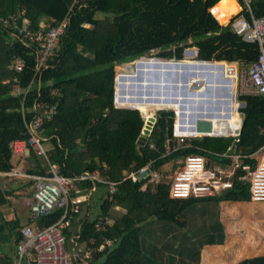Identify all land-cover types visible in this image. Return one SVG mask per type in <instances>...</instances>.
Masks as SVG:
<instances>
[{
	"label": "trees",
	"instance_id": "1",
	"mask_svg": "<svg viewBox=\"0 0 264 264\" xmlns=\"http://www.w3.org/2000/svg\"><path fill=\"white\" fill-rule=\"evenodd\" d=\"M73 2L0 0V18L18 14L25 8L31 28L37 29L43 19L53 18L51 24L63 20ZM231 4V0H84L82 5L74 7L67 31L51 55L48 68L39 75L36 74L35 47L17 40L14 29L5 26L0 19V177H3L0 179V264H11L15 260L22 228L31 222L25 203L29 216L24 225L17 215L6 218L3 208H12L11 198L27 184L32 191L26 196L35 189L34 179L10 174L19 164V161L13 162L11 143L28 137L27 122L37 116L35 105L41 112L44 105L58 103V112L46 121L42 135L50 143L47 150L51 163L59 165L62 174L71 176L98 170L101 177L117 183V191L110 199L105 184L97 182L103 194L89 206L84 202L81 213L74 215L71 225L64 229L68 244L79 228L81 243L89 242L91 238H96L97 244L111 240L110 245L96 253L92 264H200L205 244L224 242L225 232L220 221L205 230L208 239H195L194 221L185 211L202 200L251 201L249 182L235 180L234 189L228 196L175 199L170 197L168 178L148 183L144 188L145 179L133 180L126 175L138 171L151 160H154L155 169L167 173L164 165L170 161L179 159L178 165H181L180 160L189 154L223 153L232 143V136L210 135L187 136L181 143L174 135V109H159L151 135L146 139L142 137L154 104L176 107L182 116L181 103L185 100L183 116L186 120L191 119L190 105H201V97L197 94L191 101L192 96L184 91L185 77H188L190 87L195 80H204L203 92L211 80L213 99H228L224 95L227 84H218L222 70L218 64L221 63L184 61L185 49L197 48V59L200 60H243L248 63L257 60L259 44L247 41L230 25L221 24L210 11L215 5L213 11H225L229 21ZM252 6L256 16L264 15V0H253ZM19 24H22L21 20ZM16 57L24 62L22 71L10 68ZM140 58L142 60L135 61ZM175 58L182 62L174 63L172 59ZM130 62L134 63L127 71L137 83L131 82L120 71L117 104L137 105L139 109L115 104L116 66ZM223 72L222 80L230 83ZM142 76L153 77L151 92L154 95L127 92ZM15 78L21 88L19 92H13L11 83H3L6 79L13 83ZM175 78L179 79L178 84ZM145 84L149 85L143 81V86ZM231 86L234 95L235 79ZM177 87L180 94L174 101L172 95L165 92L172 93ZM144 89L147 90L146 86ZM56 90H59L58 94L54 93ZM205 96L206 93L203 99ZM239 98L246 104L241 108L244 119L238 146L242 153L251 154L264 145V95L240 94ZM205 101V109L211 108ZM217 103L212 104L215 111ZM217 124L224 126L220 122ZM191 125L183 132L196 133ZM227 130L211 132L226 133ZM151 143L155 148L150 146ZM31 158L35 165L24 167L25 171L46 174L48 162L34 153ZM16 180L26 184H15ZM80 185L87 190L93 182L86 180ZM62 215V209L55 210L38 219L37 224L43 229L55 224ZM100 219L106 224V230H97L95 225ZM172 224L175 225L173 229ZM235 264H264V254L246 257Z\"/></svg>",
	"mask_w": 264,
	"mask_h": 264
},
{
	"label": "built area",
	"instance_id": "2",
	"mask_svg": "<svg viewBox=\"0 0 264 264\" xmlns=\"http://www.w3.org/2000/svg\"><path fill=\"white\" fill-rule=\"evenodd\" d=\"M84 0H74L65 18L56 24H51L53 18L43 19L39 28H31V21L26 16V9L23 8L18 14L10 17H1L2 23L14 29L13 33L17 40L35 47L36 52V74L39 75L48 68L49 60L59 45L62 35L67 31L73 9L82 5ZM238 11L233 13L229 21L221 23L215 15L212 6L210 11L223 25H230L238 34L243 35L247 41L257 42L260 46L258 58L253 63L246 61L206 60L217 62L222 67L221 72L225 73L232 83L236 80L237 89L229 98L228 108L236 111L239 116V126L243 124L241 108L245 101H241L243 95H264V15L256 16L253 10V0H236ZM22 24H19V21ZM195 53V52H194ZM197 55V52H196ZM144 58V57H142ZM24 62L16 57L10 65L11 69L22 71ZM15 78L12 83L10 79L3 81L4 84H12L13 92H19L20 86ZM233 86H231V90ZM58 94L59 90L54 91ZM235 101V102H234ZM243 102L245 103L243 105ZM37 116L27 122L28 137L17 139L11 143L13 155L18 157L19 164L13 168L10 174L19 175L25 178L34 179L35 189L33 193L25 197L24 203L30 211L31 222L22 228V238L17 247V257L11 264H92L97 252L104 250L111 240L97 244L96 238L89 242L81 243L80 228L78 233L73 235L71 243L68 244L64 235V229L71 225L72 217L82 211L85 202L88 206L92 203L94 194L99 190L97 182L105 184L108 196L117 191V183L108 181L101 177L98 170L94 172L84 171L78 175H64L60 166L51 163L48 150L44 147V136L42 131L47 120L51 119L58 112V103L44 105L41 112L34 106ZM234 126V125H233ZM230 126L231 128H236ZM176 127V122H175ZM177 128V127H176ZM174 128V135L183 143L185 135L177 133ZM240 134L235 131L227 134H203L210 136H232L233 141L223 153L209 152L210 154H189L181 160V165L174 167L166 173L154 168V160L142 166L138 171H130L126 178L133 180L145 179V188L148 183H156L163 178L170 179V197L175 199L203 198L211 196H222L232 191L235 180L249 182L251 200L264 202V145L251 154L242 153L238 143ZM155 148V144L151 143ZM170 152L169 146L167 147ZM44 158L48 162L46 174H31L25 171L23 164L29 165L32 154ZM91 180L93 185L83 190L80 183ZM62 209L63 215L59 221L41 229L37 220L51 214L55 210ZM98 231L107 229L106 224L100 219L96 225Z\"/></svg>",
	"mask_w": 264,
	"mask_h": 264
},
{
	"label": "rangeland",
	"instance_id": "3",
	"mask_svg": "<svg viewBox=\"0 0 264 264\" xmlns=\"http://www.w3.org/2000/svg\"><path fill=\"white\" fill-rule=\"evenodd\" d=\"M238 9H239V7H238ZM235 10L236 9L231 7V10H229V13L232 15L235 12ZM192 48L195 49V54L190 53V51H187L186 54L184 53V61L195 62L196 60H199V59H197V55H196L197 49L195 47H190V50ZM144 59L149 60V58H144ZM153 59L166 61V62L169 61L167 59L155 58V57ZM131 65L132 64H130V65L119 64L116 66L117 82H118V76L120 75L121 70H122V72H121L122 75H127L128 79H130L131 82H136V80L133 79V76H131V72L127 71V70H130L129 68ZM160 75H162V73L157 74V76L155 78H159ZM137 80L139 81L138 84H132V88H130L129 90L126 89L128 93H134L135 94V92L138 91L139 95L141 94V96L145 93H148L150 95H154L153 92H151L153 87H154L153 77L142 76V78L138 77ZM143 81H145L146 83H149V85L145 84L147 90L144 89L145 86H143ZM175 81L178 84L179 79L175 78ZM203 83H204V80L197 79L191 85V88L192 87L193 88L194 87H202ZM117 85H116V89H117ZM165 93H167L169 95L171 94L172 97L179 96V94H180L178 87L176 88V90L174 88V92H172L173 94L169 93L168 91H166ZM150 95H148V97H151ZM116 100H117V97H116ZM152 101H155V100H152ZM213 102H218L216 104V107H215L216 111L214 110L213 107L207 108L208 110H211V113H214L213 115L209 114L210 111H207V109H205V106H204V118L211 119L213 121V123L215 125L213 130H220L221 131L223 129H228L226 131V134L230 133V131L232 132V130L229 129L230 126H233V125H234L233 127L239 126V124H237L239 122V116H238L237 112L233 111V110L232 111L230 110V112H229V108H228V106H226V101H222V100L216 101V99H214ZM134 103H131V104H134ZM219 103H220V105H219ZM222 103L225 105L224 107H223ZM210 105H212V104H210ZM210 105H208V106H210ZM218 105L220 106L219 110L217 109ZM127 107L139 108L137 105H128ZM190 107H193V106L190 105ZM171 108L174 109L176 107H173L171 105L157 106L154 104V106L151 107V109H152L151 111L154 115H156L157 111L159 109L169 110ZM222 110H224L225 112L222 113ZM176 111H177V115H178V119L176 120L177 127L178 126H179L178 128L187 127V126L189 127V124H191V119L186 120V117L181 116L178 113L177 108H176ZM218 122L222 123V125H224V126H220L219 124H217ZM235 122L238 126H236ZM196 127L197 126L192 123L190 128H192L198 134L193 132L194 133L193 135L188 134V133H185L186 135L185 134H183V135H185V136H201L202 133L197 131ZM209 134H224V133L223 132L222 133L210 132ZM177 139L179 140V138H177ZM43 144H44V147L46 149H48L50 146V143L47 140L44 141ZM17 161H18V157L14 155L13 156V162H17ZM178 164H179V159L176 161L175 160L170 161L164 165V169H168V171L170 172L174 167L179 166ZM170 175H171V172H170ZM2 178L3 177H0V179H2ZM18 182L19 181L16 180L15 184H18V185L23 184L21 182L20 183H18ZM25 184H26V182L23 185H25ZM26 187L24 189L20 190L15 196H13L11 198L12 208H10V207H4L3 208L6 218H9V219L13 218V215H14L13 210L20 212L21 215L25 214V217L27 218L28 213H26V212H27L28 208L26 205H24L23 199H24L25 195H28L31 193L32 188L29 187L28 184L26 185ZM102 194H103V191L95 194L93 196L92 202H96L98 195H102ZM95 210L97 211V207H95ZM185 212H186L187 217L189 215L192 218V220L194 221L193 225H195V233H197L195 239H200V240L208 239V236L205 237V234H207V232H205V230L208 229L210 227V225L216 226V225L220 224L219 221L221 222V213L225 212L227 214L225 223L227 225L228 239H250L246 243H244L241 247H239L240 249L244 248L246 255H247V253L250 256L258 254V253L259 254L264 253V249H263L264 248V240H262V239H264V222L262 223L259 220L260 218H262V216L264 217V202L251 200V202L241 203L239 201H233V200H229V199H225L221 202H218L217 200H202V201L195 202L191 206L187 207ZM261 220H263V219H261ZM21 222H22V225H24L26 221H23V219H22ZM170 227L173 229V228H175V225L172 224ZM170 227L168 226L169 229H170ZM202 229L204 231H202L201 235H198V232L201 231ZM255 239H257V240H255ZM258 239H261V240H258ZM7 245H9V244L7 243Z\"/></svg>",
	"mask_w": 264,
	"mask_h": 264
},
{
	"label": "water",
	"instance_id": "4",
	"mask_svg": "<svg viewBox=\"0 0 264 264\" xmlns=\"http://www.w3.org/2000/svg\"><path fill=\"white\" fill-rule=\"evenodd\" d=\"M187 50H188V48L185 49V51H184L185 54H186ZM194 52H195V50H194ZM141 59L142 58H140L138 60H135V61H139ZM173 60H174V63L177 64L178 61H181L182 59L175 58ZM198 61H200V62H208L206 60H200V59ZM134 62L127 63V65H130V64H132ZM187 83H188V77H185L184 78V85H183L184 86V91H185V93L187 95L190 94L192 96V100L191 101H194L195 100V96L197 94L201 97V99H199V102H200L201 105H198L197 107H191L190 108V110H191V115H190V117H191V123H193V124H195L197 126L196 127L197 128V131H199L200 133H202V135L203 134H206V133H210L214 129V126L215 125H214V123H213V121L211 119L204 118V103L206 102L205 100H207V102H208L209 105L214 103L213 102V100H214L213 98H215V96L210 91V88L212 87L213 82L211 80L208 82L211 87L208 86V85H205V89L206 90L204 92H203V90H201V87H194V88L192 87L191 88ZM221 83H224V85H225V83L227 84L226 86H224L225 87V89H224L225 90V94L224 95L227 98H230L231 95H232V90H231L230 83L228 82V80H226V81L225 80L224 81L222 80V73L220 72V75H219V78H218V84H221ZM116 85H117V79L115 80V86ZM217 89H218V87H217ZM116 93H117V89H116V92H115V104H116V106H118L117 105V101H116ZM205 93H206L207 96H205L206 98L203 99V96L205 95ZM187 95H185V96H187ZM216 96L218 97V99H220L219 92H217ZM175 97L172 98L174 101H176V98ZM228 103H229V99L226 100V106H228ZM184 104H185V100H183V102L181 103L182 110H180V111L182 113V116L184 115V113L186 111L185 110L186 108H185ZM244 104L245 103L243 102V105ZM219 105H220V103H219ZM219 105L217 106V109L218 110L220 109V106ZM210 106L213 107L212 105H210ZM118 107H122V106H118ZM124 108H137V107H124ZM137 109H139V108H137ZM171 109H173V108H171ZM174 110H175V113H176V120H177L178 119V115H177L176 108H174ZM209 114H212L213 115L214 113H211V110H210V113ZM156 121H157V118H156V116L154 114H152L149 117H147L146 122H145L144 129L142 131V137L144 139L148 138V136L151 135L152 130L154 129L153 127H154ZM242 126H243V124H242ZM242 126L241 127H236L234 129L231 128V127H229V129H231L232 131H235L237 133H241ZM230 133H231V131H230ZM230 193H231V191L228 192L226 194V196L230 195Z\"/></svg>",
	"mask_w": 264,
	"mask_h": 264
},
{
	"label": "crops",
	"instance_id": "5",
	"mask_svg": "<svg viewBox=\"0 0 264 264\" xmlns=\"http://www.w3.org/2000/svg\"><path fill=\"white\" fill-rule=\"evenodd\" d=\"M231 3H232L231 4L232 8L236 9L235 12L238 11V4H237L236 0H231ZM227 20L228 19H226L225 21L220 20V22L226 23ZM197 53H198V49H197ZM122 107H125V106H122ZM176 127H177V125H176ZM177 128H176V130H177L178 134H181V135L185 134L183 132V130L186 127H180L178 129ZM191 134L193 135L194 133H191ZM224 134H226V133H224ZM29 165H32V166L35 165V161L32 158H30V160H29ZM23 166L26 167L28 165L26 163H24ZM99 192H102L101 188H99V190L95 194H97ZM239 202L247 203V202H251V201H239ZM23 203H24V201H23ZM26 213H28V211ZM13 214L20 217L21 221H22V219H23V221H27L28 216H29V213H28L27 218H26L25 214L21 215L20 212H17L16 210H14ZM14 215H13V217H14ZM226 217H227V214L225 212L224 213L222 212L221 213V222L223 224L224 232H225L224 242L223 243H216V244H205L203 249H202L201 263L200 264H235L237 262L239 263L240 260H242L246 257H251L248 253H247V255L245 254L244 248L243 249L239 248L250 239H228L227 225L225 223ZM261 219H263V220H261ZM259 220L263 223L264 217L262 216V218H260ZM255 240H257V239H255ZM258 240H261V239H258ZM262 240H264V239H262ZM7 251H9V250L7 249ZM261 254H264V253H261ZM255 255H260V254L258 253ZM255 255H252V256H255Z\"/></svg>",
	"mask_w": 264,
	"mask_h": 264
},
{
	"label": "bare ground",
	"instance_id": "6",
	"mask_svg": "<svg viewBox=\"0 0 264 264\" xmlns=\"http://www.w3.org/2000/svg\"><path fill=\"white\" fill-rule=\"evenodd\" d=\"M214 12H216V11H214ZM216 15H217V17H218V19L219 20H221V21H223V20H226V18H228L226 15H225V11H220V12H216ZM193 50V51H192ZM187 51H190V53H193V54H195L194 53V49L192 48L191 50H190V48L187 50ZM187 53V52H186ZM154 57H152L151 59H153ZM150 59V58H149ZM142 60V59H141ZM140 61V60H139ZM178 62H182V60L181 61H178ZM206 63H212V62H206ZM214 63H217V62H214Z\"/></svg>",
	"mask_w": 264,
	"mask_h": 264
}]
</instances>
